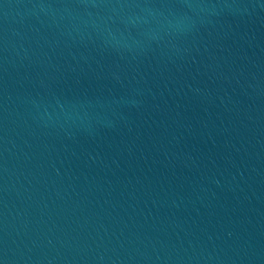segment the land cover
Segmentation results:
<instances>
[{"label": "water", "instance_id": "1", "mask_svg": "<svg viewBox=\"0 0 264 264\" xmlns=\"http://www.w3.org/2000/svg\"><path fill=\"white\" fill-rule=\"evenodd\" d=\"M0 264H264V0H0Z\"/></svg>", "mask_w": 264, "mask_h": 264}]
</instances>
